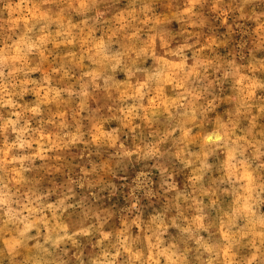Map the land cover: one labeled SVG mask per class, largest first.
<instances>
[{
  "label": "rangeland",
  "instance_id": "1",
  "mask_svg": "<svg viewBox=\"0 0 264 264\" xmlns=\"http://www.w3.org/2000/svg\"><path fill=\"white\" fill-rule=\"evenodd\" d=\"M0 264H264V0H0Z\"/></svg>",
  "mask_w": 264,
  "mask_h": 264
},
{
  "label": "bare ground",
  "instance_id": "2",
  "mask_svg": "<svg viewBox=\"0 0 264 264\" xmlns=\"http://www.w3.org/2000/svg\"><path fill=\"white\" fill-rule=\"evenodd\" d=\"M215 135V134H214ZM213 140V139H212Z\"/></svg>",
  "mask_w": 264,
  "mask_h": 264
}]
</instances>
